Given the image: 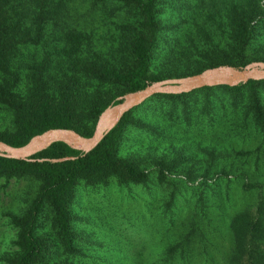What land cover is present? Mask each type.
<instances>
[{
    "label": "trees",
    "instance_id": "1",
    "mask_svg": "<svg viewBox=\"0 0 264 264\" xmlns=\"http://www.w3.org/2000/svg\"><path fill=\"white\" fill-rule=\"evenodd\" d=\"M72 1L0 0V100L11 105L16 121L15 130L0 134V141L10 146H23L34 135L51 128L73 129L86 137L94 130L79 123L73 108L72 91L78 83L75 77L58 102L46 93L29 99L12 94L19 78L12 62L17 52L47 40L41 65L46 70L53 65L55 55L61 54L58 44L62 36L79 35L85 14L71 13ZM91 1L94 7L102 4L121 10L123 5L129 31L124 64L86 66L81 72L86 79L122 86L120 93L92 109L90 120L95 121L104 109L119 103L121 95L164 80L163 72L168 69L177 72L168 76L179 78L216 65L243 66L253 59L264 60V0H171L170 11L176 23L169 29H164L158 19V7L165 0ZM163 31L169 37L160 40ZM225 46L231 47L229 53L223 51ZM157 60L160 65H156ZM151 99L168 101L169 114L181 111L184 115H180L179 122L189 126L194 112L211 115L221 133L219 139L240 149L260 138L264 143L261 79L234 86H206L181 94H155L123 115L86 153L57 141L26 159L0 156L1 179L8 182L35 177L42 181L29 202L27 215L15 219L16 236L12 248L0 253V264H72L69 259L74 256L82 259L84 254L75 248L69 226L68 202L74 186L79 179L99 183L112 175L124 181L140 177L134 164L117 157V149L130 114L145 110V102ZM241 154L247 158L240 164L218 163L207 168L199 182L183 181L189 182L192 200L178 207L173 205L176 196L170 198V210L160 213L156 220L162 224L155 230L158 236L148 237L154 258H140L133 264H264V165L247 160L254 155L258 161L259 148ZM62 158L66 159L54 161ZM212 173V177L206 176ZM46 206L53 211L54 232L49 236L41 235L39 226ZM148 246L144 241L141 250ZM141 250L137 254L143 256L146 251Z\"/></svg>",
    "mask_w": 264,
    "mask_h": 264
},
{
    "label": "rangeland",
    "instance_id": "2",
    "mask_svg": "<svg viewBox=\"0 0 264 264\" xmlns=\"http://www.w3.org/2000/svg\"><path fill=\"white\" fill-rule=\"evenodd\" d=\"M74 1L71 2V13L77 16L85 14L79 35L62 36L58 44V53L61 54L55 55L53 65L46 70L41 65L44 63L47 40H43L39 46L17 52L12 62L19 72V78L12 94L18 99H29L46 93L52 101L58 102L75 77L78 83L72 91L73 108L79 115V123L88 124L94 129L97 119L90 120L92 109L120 93L122 86L86 79L81 72L86 66L118 67L124 64L128 20L126 22L124 18L123 5L119 10L115 6L111 8L102 4L94 7L91 0ZM170 3L171 0H165L158 7V19L164 29L176 23ZM168 37L166 31L161 32L160 40ZM223 51L229 53L231 47L225 46ZM257 61L264 60L253 59L243 66L221 65L242 69ZM156 65H160L159 60ZM163 73L166 74L165 79H172L175 77L168 74L177 72L168 69ZM145 104V110H134L130 114L117 149V157L134 164L141 172L140 177L124 181L112 175L106 182L99 183L79 179L74 186L68 202L69 226L74 246L84 256L82 259L78 256L69 259L72 264H133L140 258L152 260L154 256L150 254L148 237L153 239L158 236L155 230L162 225L156 221L160 213L170 210V198L174 195L176 201L173 205L178 207L186 206L193 198L187 188L189 182L184 184L183 181L199 182L204 178L206 169L218 163L240 164L247 158L242 157L241 153L255 152L257 148L260 149L259 160H254V155L247 160L264 165V143L261 138L240 149L228 140L219 139L221 133L209 114L194 112L189 126L179 122L180 115H184L181 111L178 115L169 114L168 101L151 99ZM163 108L166 110L163 111ZM15 122L11 105L0 100V134L12 133ZM236 154L239 156L233 159ZM206 176L212 177L213 173ZM41 184V179L35 177L10 179L8 182L0 178V253L12 248L17 231L15 219H24L27 215L29 202ZM39 226L41 235L49 236L54 232L50 207H45ZM144 241H148L149 246L143 251L141 244ZM161 245V242L158 243L157 248ZM139 250L146 253L138 255Z\"/></svg>",
    "mask_w": 264,
    "mask_h": 264
},
{
    "label": "water",
    "instance_id": "3",
    "mask_svg": "<svg viewBox=\"0 0 264 264\" xmlns=\"http://www.w3.org/2000/svg\"><path fill=\"white\" fill-rule=\"evenodd\" d=\"M261 79H264V61L252 62L242 69L219 65L207 68L198 74L153 82L143 89L123 95L119 103L104 109L96 120L92 134L88 137L73 129L51 128L34 135L27 144L20 147H13L0 141V156L26 159L57 141L65 142L86 153L97 146L109 130L118 124L123 115L155 94H181L206 86H234L246 83L248 80ZM63 159L66 158L54 161Z\"/></svg>",
    "mask_w": 264,
    "mask_h": 264
}]
</instances>
